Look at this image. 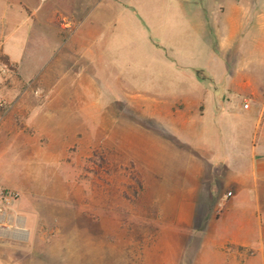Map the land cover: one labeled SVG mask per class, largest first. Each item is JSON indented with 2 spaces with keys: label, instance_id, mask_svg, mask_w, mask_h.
Masks as SVG:
<instances>
[{
  "label": "rangeland",
  "instance_id": "rangeland-1",
  "mask_svg": "<svg viewBox=\"0 0 264 264\" xmlns=\"http://www.w3.org/2000/svg\"><path fill=\"white\" fill-rule=\"evenodd\" d=\"M147 1L0 0V209L32 217L9 264H202L209 219L251 205L233 178L264 150V0H160L162 32L209 5L214 43L194 74L168 58L148 79Z\"/></svg>",
  "mask_w": 264,
  "mask_h": 264
},
{
  "label": "crops",
  "instance_id": "crops-1",
  "mask_svg": "<svg viewBox=\"0 0 264 264\" xmlns=\"http://www.w3.org/2000/svg\"><path fill=\"white\" fill-rule=\"evenodd\" d=\"M160 1V0H159ZM154 3L153 0L147 1L146 17L152 18L154 21L148 22L144 19V22L150 27L156 28L152 35L148 26H143L139 22L133 20L131 26L138 28L143 27V67L145 69V78H149L151 74L161 75L168 71H171V66H168L167 59L172 58L174 60H180L179 66H175L174 72L189 70L194 74L195 70L200 68L201 61H206L208 56L212 55V43H214L207 35L213 34L214 30L210 28L211 23L206 22L201 11L210 9V6H195V9H191L189 14V20H180V30L175 32H167V30L161 31V28H166L168 25L163 24L161 19H156L157 11H161L164 4L160 1L154 11L150 10V5ZM163 4V5H162ZM149 6V8H148ZM155 7V6H154ZM234 10H240L239 6H233ZM256 6L241 5V10L244 11H262V5ZM143 9V7H142ZM224 10L222 6L220 8ZM145 10V11H146ZM244 17L243 14L240 17ZM161 17V15H160ZM261 18L262 15L254 14V18ZM209 23L210 33H207V24ZM124 26V21L118 19L116 29ZM204 26V32L200 31V28ZM146 27V28H145ZM192 31L195 34L189 36L186 34L188 31ZM202 39V40H201ZM201 40V41H200ZM120 41V40H119ZM204 41V42H203ZM125 43H131L132 40L126 39ZM134 43L137 41H133ZM179 43V44H178ZM155 44H159L160 49L156 50ZM188 73V72H187ZM198 82H196L197 84ZM213 89V88H212ZM215 90V89H214ZM243 109L244 103H243ZM201 148V147H199ZM201 151V150H200ZM201 154V152H200ZM226 155L225 161H228L229 166L234 163V154L230 151L224 153ZM239 160L250 163L246 172L239 171L238 177L233 178V188H235V182L239 183V190L247 194L244 198L240 196L242 203H249L248 207H242L240 209L229 208L221 216H215L209 219L208 226L211 227V235L213 244H210L207 250L209 253L201 257L202 264H261V260L255 258H247L246 250L248 248L262 249L264 247L263 234L264 228L261 224L260 218L264 213V150L259 146H253L248 153L238 152ZM245 155V156H244ZM238 157V156H237ZM231 168L229 167V170ZM227 170V169H226ZM245 180V181H244ZM245 188H242L244 187ZM233 196V193L230 191ZM227 193V194H228ZM236 195V194H235ZM9 205L0 209V247L10 242H20L21 237L27 234L30 236L32 233V217L30 213L17 209L14 204H11L7 199L5 200ZM251 202V203H250ZM12 205V206H11ZM23 228V233L20 237L15 236L12 231ZM12 233V234H11ZM260 261V262H259ZM166 263V261L164 260ZM0 264H9L7 257L0 255Z\"/></svg>",
  "mask_w": 264,
  "mask_h": 264
},
{
  "label": "built area",
  "instance_id": "built-area-1",
  "mask_svg": "<svg viewBox=\"0 0 264 264\" xmlns=\"http://www.w3.org/2000/svg\"><path fill=\"white\" fill-rule=\"evenodd\" d=\"M248 107H249L248 103L247 102L244 103V108L247 109ZM229 196H231V193H228L227 194V197H229Z\"/></svg>",
  "mask_w": 264,
  "mask_h": 264
},
{
  "label": "bare ground",
  "instance_id": "bare-ground-1",
  "mask_svg": "<svg viewBox=\"0 0 264 264\" xmlns=\"http://www.w3.org/2000/svg\"><path fill=\"white\" fill-rule=\"evenodd\" d=\"M1 217V216H0Z\"/></svg>",
  "mask_w": 264,
  "mask_h": 264
}]
</instances>
